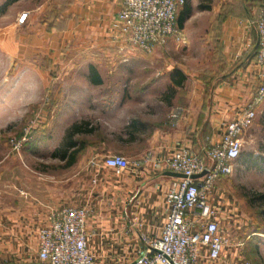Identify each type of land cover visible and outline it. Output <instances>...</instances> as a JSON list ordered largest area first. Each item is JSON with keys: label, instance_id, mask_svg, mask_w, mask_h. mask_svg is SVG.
Returning a JSON list of instances; mask_svg holds the SVG:
<instances>
[{"label": "crops", "instance_id": "crops-1", "mask_svg": "<svg viewBox=\"0 0 264 264\" xmlns=\"http://www.w3.org/2000/svg\"><path fill=\"white\" fill-rule=\"evenodd\" d=\"M4 1L0 0V5ZM23 2L27 0H18L0 10V118L15 117L19 105L36 101L43 91V124L33 127L42 137L24 161L0 148V264H45L37 257L38 231L48 223L51 210L65 205L88 209L86 228L91 235L87 247L95 264H129L140 248L160 236L167 212L164 196L178 177L156 165L154 157L170 154L178 143L202 153L205 137L218 139L227 122L244 110L259 85L264 70L255 61L254 19L263 2L218 1V75L212 81L201 79L198 87L187 94L186 89L182 105L167 103L160 95L146 99L131 94L113 96L109 91L108 95L96 94L122 80L134 87V92H146V80L130 77V72H138L145 62H155L160 68L168 65L164 71L169 75L176 68L187 76L184 65L173 57L176 52L167 46L155 47L151 52L120 48L122 39L112 23L123 0H52L50 5H57V15L51 21L38 16L44 8L45 12L48 10L47 1L26 7ZM35 10L38 14L32 13ZM23 12L27 16L19 22ZM189 18L180 27L182 31ZM99 54L109 63H101L105 76L100 63H92L96 69L92 76L99 75L101 79L96 83L87 72L91 68L89 57ZM107 72L120 73V81L107 77ZM154 99L158 104L151 106ZM131 103H147L153 118L146 125L147 138L135 150L120 146L129 138L115 137L109 130L111 121L106 120H113L120 107ZM179 105L183 111L172 125L169 113ZM260 114L264 118V102L258 106L256 117ZM99 116L105 118L101 119L103 124L98 121ZM80 120L90 121L89 127L92 125L94 130L86 137L94 142L87 144L68 167H64L65 159H58L61 168L57 172L37 166L38 155L33 151L55 149L66 129ZM96 131H102L105 137L98 139ZM147 152L152 154L149 159L145 158ZM112 153L126 156L129 167L117 170L108 166L104 158ZM138 160L141 161L136 164ZM222 177L217 179L210 200L219 209L217 219L230 243L217 260H210L204 249L199 262L248 264L242 247L236 245L243 240L236 230L238 218L220 183ZM262 241L259 238L256 244L264 261Z\"/></svg>", "mask_w": 264, "mask_h": 264}, {"label": "built area", "instance_id": "built-area-1", "mask_svg": "<svg viewBox=\"0 0 264 264\" xmlns=\"http://www.w3.org/2000/svg\"><path fill=\"white\" fill-rule=\"evenodd\" d=\"M185 0H123L112 26L122 39L120 48L131 47L151 52L167 46L171 39L177 44L187 42L177 17ZM26 14L18 18L23 22ZM257 33L255 61L264 70V6L254 19ZM264 102V71L259 85L244 110L227 122L221 136H206L200 153L178 143L170 154L155 156V163L164 169L181 173L169 185L164 201L166 220L160 236L148 241L138 250L129 264H200L206 249L210 260H217L224 246L230 243L217 219L219 209L211 202L210 193L218 178L234 170V162L242 149V134L251 126L258 106ZM175 106L169 113L174 125L182 113ZM25 137L13 139V149L22 147ZM152 156L150 152L146 159ZM141 160L136 161L138 164ZM104 162L117 170L129 167V159L117 153L106 155ZM205 171L199 177L194 175ZM88 209L85 206L65 205L53 209L48 223L38 231L37 257L45 264H95L88 250L91 235L86 228ZM243 241H238L240 246ZM247 264V262H245Z\"/></svg>", "mask_w": 264, "mask_h": 264}, {"label": "rangeland", "instance_id": "rangeland-1", "mask_svg": "<svg viewBox=\"0 0 264 264\" xmlns=\"http://www.w3.org/2000/svg\"><path fill=\"white\" fill-rule=\"evenodd\" d=\"M46 1L47 4L50 5L52 0H27V2H23V6L26 7L30 4L36 6L37 3L43 2L44 4ZM218 1L219 0H189L192 6V11L189 15L190 18L187 17L189 18L188 24L186 27L184 24L185 29L183 27V33L187 42L185 44H177L174 41H171L167 45V48H171L174 52H176L173 57L177 58L178 62L184 65L183 69L187 72V76L184 75L185 79L180 86L174 84L172 85L171 76L168 72L164 71L165 68H168V65L161 64L162 68H160V64L155 62H145L142 64L143 66L140 67L138 72L131 71L130 77L132 78L135 76L136 78L146 80L147 83H149L146 92H134V87L128 85L126 80H122L121 83H114L117 84L116 86L108 89L103 88V91H97L96 94L108 95L109 91V95L112 94L113 96L128 97L131 94L130 96H138L140 98L144 96L146 99L147 97L156 98L160 95V98H164L167 103L171 102L172 105H182L181 97L184 96L183 93L186 89L185 94H187L188 90L194 91L201 82V79H209L212 81L218 75L220 60L219 40L216 37L215 29L219 20V16H217L216 13L217 9H215V6L217 8ZM11 4L7 5L5 8L7 9ZM201 4H208L209 7L202 9L199 7ZM49 5L47 6L48 10L46 12L44 8V10H42L39 14L36 10L32 13L38 14L39 17H47L51 6ZM24 14L27 16L26 12H23L21 15ZM28 17L26 18V21L29 19ZM99 55H92V58L89 57V59H91L90 67L93 66L92 63L95 64L96 62L100 63V65L101 63H109L108 61L105 62L102 54ZM95 59L98 61H95ZM113 66H116L115 62H113ZM100 70L103 76H105V68L102 65ZM106 74L107 77H111L112 79L116 78L115 80L118 79L117 81H120V73L119 75L115 72L111 74L107 72ZM92 75L94 74L91 73L89 69L87 76L91 80L92 77H94ZM43 93V91L39 93L36 101L30 102L29 104L24 103L23 105H19L18 113L15 117L7 115L0 118V148L2 147L1 150H3L4 153L15 154L16 156L19 155L23 161L26 159V154L31 155L30 151H32L33 148L29 150L25 144L33 134L31 133L34 129L33 127L38 128L43 124L40 118L41 112L44 109L42 106L44 98ZM175 100H178V103L175 102ZM157 104L158 103L155 99L150 103L151 106ZM147 109V103H142L141 105H133V103H131L129 104V107L128 105L124 108L120 107L118 110L119 115L116 117L115 113V118L113 120H109L108 118L106 119L107 121H111L112 126L109 127V130L114 133L115 137L119 138L124 136L126 139L129 138L127 141L124 140L123 142H120L121 147L126 149L134 148L135 150V147H138L139 144L142 141L144 142L147 138L145 133L146 125L153 119L149 112L150 108L148 110ZM261 114L254 119L251 126L247 128L241 136V153L250 154L251 157L249 161L244 162L240 153L238 159L234 162L233 172L228 176H223L220 179L221 182L220 180L218 181L222 186H224L227 195L226 197H229V203L236 214L235 218H238L237 224L239 225L236 230L239 234L240 240H243V244L239 247H242L243 255L247 256L249 262L248 264H255L256 262L253 261L254 253L252 252L254 239L255 243H257L260 238L263 240L262 244H264V220L261 219L257 212V210L264 206V199L252 198L255 194L264 191V118H261ZM100 117L101 116H99L98 121L103 124L104 122L101 119L105 118ZM133 120L135 121L134 124ZM262 121L263 123H261ZM118 132H120V134H117ZM23 136L25 137V140L22 147H20L19 150L13 149L11 141L13 139H19ZM127 142H131V144H128ZM60 144L61 142L59 145ZM53 150L50 149L42 151L41 148L37 151H33L36 155H38L36 156L37 159H35V164L37 163V166L40 167L46 166V171L51 173L57 172V169L59 167L61 168V165H58V158L52 156V153L54 152ZM131 151L128 152L130 153ZM253 232H256L257 235L247 237L249 233ZM261 233L263 235H261Z\"/></svg>", "mask_w": 264, "mask_h": 264}, {"label": "trees", "instance_id": "trees-1", "mask_svg": "<svg viewBox=\"0 0 264 264\" xmlns=\"http://www.w3.org/2000/svg\"><path fill=\"white\" fill-rule=\"evenodd\" d=\"M15 1H17V0H5L0 5V10L1 11L4 10L7 5H9ZM260 1L263 2V5H264V0H259V2ZM199 7H201L202 9H206L209 6H208V4H201ZM56 10H57V5H51L50 10L48 12V16H47L49 21L53 20L56 17V15H57ZM191 11H192V6H191L189 0H185L184 4L181 6V8L179 10L178 17H177V22H178L179 27H182L184 21L191 14ZM90 71H91V73L96 74V69L93 66L90 68ZM170 76L172 79V85L174 84V85L180 86L185 79L184 74L176 68L172 70ZM92 80L95 81L96 83H99L101 81L99 75L96 77L95 76L92 77ZM134 123H135V121L133 122V124ZM89 124H90L89 120H80L77 122H73L66 129V132L62 138L61 144L53 150L54 151L52 153L53 157H56L58 159H65L64 167H68L69 165H71L75 161V159L79 156V153L82 150H84L85 146L87 144H91L94 142V140H91L88 137H86L87 133H91L94 130L92 125L89 127ZM38 132L39 131L36 130V128L32 130L31 133H33V134L31 135V138L25 144V145H27V148L29 150L34 148L37 141L40 139V137H42V135ZM95 134L98 137V139H101V138L103 139L105 137V135L103 134L102 131H96ZM241 155H242V159H244V160L250 159V157H251L250 154L241 153ZM45 167L42 166L43 169ZM252 198L264 199V191L261 193L255 194L254 196H252ZM257 212H258V215L261 217V219L264 220V206L261 207L259 210H257ZM256 237H252V238H256ZM252 246H253L252 252L254 253L253 261H256L255 264L256 263L257 264H263V259L260 256V254L258 253L257 244L255 243V239H254V243L252 244ZM256 257H257V259H256Z\"/></svg>", "mask_w": 264, "mask_h": 264}, {"label": "water", "instance_id": "water-1", "mask_svg": "<svg viewBox=\"0 0 264 264\" xmlns=\"http://www.w3.org/2000/svg\"><path fill=\"white\" fill-rule=\"evenodd\" d=\"M169 173L172 174V175L178 176V177L183 176V174H181V173H177V172H173V171H170ZM204 173H205V171H203V172H201V173H199V174H196V175H194V176H195V177H199V176H201V175L204 174Z\"/></svg>", "mask_w": 264, "mask_h": 264}]
</instances>
